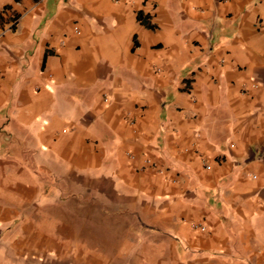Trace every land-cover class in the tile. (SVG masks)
<instances>
[{
  "label": "crops",
  "instance_id": "obj_1",
  "mask_svg": "<svg viewBox=\"0 0 264 264\" xmlns=\"http://www.w3.org/2000/svg\"><path fill=\"white\" fill-rule=\"evenodd\" d=\"M0 264H264V0H0Z\"/></svg>",
  "mask_w": 264,
  "mask_h": 264
},
{
  "label": "built area",
  "instance_id": "obj_2",
  "mask_svg": "<svg viewBox=\"0 0 264 264\" xmlns=\"http://www.w3.org/2000/svg\"><path fill=\"white\" fill-rule=\"evenodd\" d=\"M205 168H206V169H208L209 167H208V166H206Z\"/></svg>",
  "mask_w": 264,
  "mask_h": 264
}]
</instances>
